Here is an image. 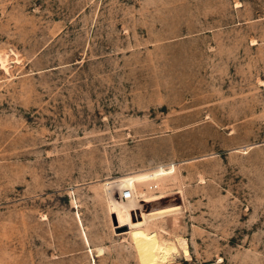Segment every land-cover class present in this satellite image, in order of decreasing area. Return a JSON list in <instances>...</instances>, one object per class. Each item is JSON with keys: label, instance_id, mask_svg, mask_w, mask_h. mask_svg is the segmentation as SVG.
<instances>
[{"label": "rangeland", "instance_id": "rangeland-1", "mask_svg": "<svg viewBox=\"0 0 264 264\" xmlns=\"http://www.w3.org/2000/svg\"><path fill=\"white\" fill-rule=\"evenodd\" d=\"M0 57V264H264V0H0Z\"/></svg>", "mask_w": 264, "mask_h": 264}, {"label": "built area", "instance_id": "built-area-1", "mask_svg": "<svg viewBox=\"0 0 264 264\" xmlns=\"http://www.w3.org/2000/svg\"><path fill=\"white\" fill-rule=\"evenodd\" d=\"M134 197V192L131 189H124L121 193L120 198L124 199V200H130ZM142 198L139 197V200H141Z\"/></svg>", "mask_w": 264, "mask_h": 264}, {"label": "bare ground", "instance_id": "bare-ground-1", "mask_svg": "<svg viewBox=\"0 0 264 264\" xmlns=\"http://www.w3.org/2000/svg\"><path fill=\"white\" fill-rule=\"evenodd\" d=\"M1 58V57H0ZM17 59V58H16ZM1 60V59H0ZM4 60V59H3ZM1 65L2 66H4V64H3V61H1ZM4 68H5V66H4ZM3 68V69H4ZM122 193V192H121ZM120 196H121V194H119V198H120ZM120 200H124V199H122V198H120ZM124 201H126V200H124ZM112 220H115V217L114 216H112ZM114 222V227L117 225V224H115V221H113ZM122 227H126V226H122ZM116 228H121V227H115V229L114 230H116ZM127 228V230L126 231H128V227H126ZM116 232V231H115Z\"/></svg>", "mask_w": 264, "mask_h": 264}, {"label": "water", "instance_id": "water-1", "mask_svg": "<svg viewBox=\"0 0 264 264\" xmlns=\"http://www.w3.org/2000/svg\"><path fill=\"white\" fill-rule=\"evenodd\" d=\"M115 227H117V225L115 226ZM127 230V228L126 227H121V228H116V233H120V232H124V231H126Z\"/></svg>", "mask_w": 264, "mask_h": 264}]
</instances>
